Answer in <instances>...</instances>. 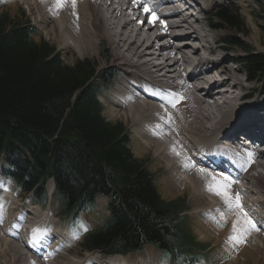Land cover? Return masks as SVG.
<instances>
[{"label":"bare ground","instance_id":"obj_1","mask_svg":"<svg viewBox=\"0 0 264 264\" xmlns=\"http://www.w3.org/2000/svg\"><path fill=\"white\" fill-rule=\"evenodd\" d=\"M200 1L210 7L219 3L218 0ZM8 5L11 10L17 5L24 6L39 32L57 41L63 50L94 56L101 41L107 43L111 65L122 77L114 85V94L111 93L109 104L113 112L108 117L110 120L119 117L131 124L137 142L133 151L135 156L153 157L154 165L165 175L161 181L165 197L189 195L193 210L190 216L200 238L214 240L213 247L225 250L232 257L235 255L233 261L236 264L245 260L264 263V151H253L254 162L247 170L242 167L243 159H237L238 172L233 178L239 183L232 185V193L240 192L246 210L261 222V231L252 233L238 250L225 243L235 214H229L223 226L218 227L219 213L226 211L223 201L207 191L205 178L196 169H185L182 157L172 151L174 146L178 151L182 148L184 154L198 166H203L197 155L210 154L215 146L221 148L212 141L214 133L215 137L236 139L237 134L247 133L251 126L255 132L261 133V128L264 129V97L258 95L252 102H243L242 83L232 81V78L236 79V72L227 67L229 60L213 54L214 50L224 51V46L218 44L217 36L210 37L206 33L212 30L208 24L205 29L193 26L199 21L196 19L198 7L194 6L178 18V15L170 14L173 12L166 7L167 0H151L150 6L155 8L156 16L167 26L165 30L159 20L149 23L142 7L133 0H76L75 10L68 0L58 11L49 10L54 6L53 0H11ZM156 42H163L164 53H156ZM205 52L208 56L202 57ZM215 57L218 58L217 65L226 70L229 78L221 79L222 76L225 78V73L218 72L217 68H205L207 64L215 63ZM181 64L189 69L185 79L181 78ZM169 75H172V81H166ZM138 86H145L142 93L136 90ZM168 93H179L183 97L175 108L162 99ZM217 99L218 103L215 102ZM248 112L253 115H247ZM226 167L230 168L229 165ZM1 190L2 187L0 196ZM51 190L50 182L47 191L51 194ZM0 204L4 205L0 213L2 264H85L76 260V254H70L74 248L65 245L69 244L68 240L59 242V229L49 219L50 214L38 215L37 211L32 213L24 206L18 208L19 204L13 203V198L3 200L0 197ZM37 225L51 229L42 245H33L30 241L31 230ZM54 241L57 243L52 245ZM29 242L30 248L26 246ZM146 247L140 254L125 257H109L95 251L94 254L99 256H93L86 264H95L99 258H105L106 264H153L156 250L151 245ZM35 248L42 253L31 250Z\"/></svg>","mask_w":264,"mask_h":264},{"label":"trees","instance_id":"obj_2","mask_svg":"<svg viewBox=\"0 0 264 264\" xmlns=\"http://www.w3.org/2000/svg\"><path fill=\"white\" fill-rule=\"evenodd\" d=\"M216 21L240 26L227 8L209 20L221 29ZM33 35L27 24L0 12V174L42 206L52 179V198L71 224L91 211L97 196L105 197L109 218L86 235L85 251L127 255L151 245L178 264H195L197 244L184 231V205L161 200L123 126L102 117L97 95L110 87L114 71L99 74L88 60L66 66L55 48ZM224 43L247 54L240 64L247 77L262 81L264 92V56L248 55L239 41Z\"/></svg>","mask_w":264,"mask_h":264},{"label":"rangeland","instance_id":"obj_3","mask_svg":"<svg viewBox=\"0 0 264 264\" xmlns=\"http://www.w3.org/2000/svg\"><path fill=\"white\" fill-rule=\"evenodd\" d=\"M231 1H230L231 3L225 2L226 4L219 5L218 7L220 6L227 7V9H229L231 13L239 17L240 20L239 29L238 30L231 29L227 25L220 24L219 21H216L217 23L222 25L221 29L219 30L212 29L206 31V33L208 32V35H210V37L217 36L216 39L219 40L218 44L221 47L224 46L223 49H226L228 53H230L227 54L230 55V57L235 56L236 58H240L245 56L246 58H248L247 54L244 51H242L240 48L232 47V46L229 47L227 44H225L224 43L225 39L239 41L242 44V46L245 48V50L248 51L249 53L248 55L264 56V29H263L264 15L262 11L264 10V0H258L259 4L255 0H237V1L231 0ZM10 2L11 0H1L2 8L0 12L6 14L10 18V20L14 22H21L22 24H27L29 27H31L32 30L34 31L33 40L36 43H40L41 41L45 42L49 44L51 47L55 48L56 52L60 55L62 63L64 65L72 66L77 61L88 60L95 67L96 71L99 74H101L102 72L112 71V69L115 70L114 66H112L110 62L111 60L110 47L107 45L105 41H101L100 46L96 50L97 54L94 56L92 55L82 56L75 54L67 49L63 50L60 48V45L57 41H54L46 34L39 32V28L33 25L32 18L28 16V12L24 8V6L17 5V8L15 10H11L8 5ZM219 2H221V0H219ZM214 10H215V6L211 8L208 12H206L208 13L207 17H209L214 12ZM203 25L205 26L204 23ZM222 32L224 34H221ZM219 37H222L223 39L220 40ZM217 51L219 50H214L213 52L215 54H220L217 53ZM229 63L230 64H228L227 67L233 70L234 72H236V79L232 78V81L235 84H239V85H241L240 82L242 83L241 85L242 94L257 95L258 92H260L261 90L262 81L259 79L258 82H256V79L251 80L249 77H247L244 71V66L242 64L239 67L238 65L231 63L230 61ZM224 71L226 72V70ZM238 80H240V82ZM117 81L118 80L114 81L111 88H108V91H106L103 94L100 93L97 95L98 100L102 106V117L106 122H108L111 125L117 124L123 126V129L125 130V134L128 136V139L130 141L129 148L132 152L133 157L135 159L144 162L147 171L153 176L154 185L161 200L165 203H176V204L184 205V208L186 209L185 210L186 212L184 213V215L186 216V217L184 216L186 218L184 224V231L188 232L187 233L188 238L193 240L194 243L197 244L195 245L196 249H194V251L192 252V254H196L197 256H199L195 264H236L233 261L235 259V255H233L232 257V255H228V253H226L225 250H220L217 247H213V245H215L214 240L211 239L204 240L203 238H200L196 234L194 220H192V217L190 216V213L193 212V210L188 200V196H189L188 194H185L183 196L180 195L173 198H167L163 195L161 181L163 180L165 175L163 174L162 170H160V167H156L154 165L152 156H139V157L135 156L133 151L134 148H136L137 142L134 138L135 136L133 134V128L131 127V124L119 117L118 119L116 118L115 120L109 119L108 114L113 112L109 104L110 96H111L110 94L113 93L114 85H116ZM236 81H238V83ZM236 88H238V86ZM0 187L3 188V190H1V196H0L1 199L6 200L8 198H13V203L19 204L18 208L24 206L29 211L32 210V213L37 211L38 213L41 214L49 210L48 214H50V216L53 215L56 216L59 213L58 210L61 209L62 207V204L60 202H54V200H52V203L46 206H41V208L39 206H36L34 211L32 206L37 204L35 203V200L28 198L27 195L21 194L18 191L12 190L14 189L13 183L1 175H0ZM108 217H109L108 200L105 197L97 196L91 211H89L86 214H82L78 222H76L73 226L69 225L68 223L69 219H67L66 221L61 220V222L58 220L55 221V223L57 228L59 229V232L60 230H62V228H65L68 225L71 232L70 234L72 236L71 242L76 239L74 237V233L79 234V239L76 240H80L81 242L83 238V234L85 232L81 230L80 222H83V224L86 225L89 230H92L100 227L101 224L104 221H106ZM67 237L70 239L69 235ZM72 251H70V254L72 255V253H74V255L76 254L77 257L85 255L83 254L85 253V250L82 248V246L79 245L77 247H74ZM154 253L156 258L153 261V264H160L161 255L158 254L156 251ZM94 257L97 258L98 256L95 255ZM0 264H2V262H0ZM170 264H173V262L170 261ZM241 264H255V262L245 260ZM256 264H264V263L262 261V262H257Z\"/></svg>","mask_w":264,"mask_h":264},{"label":"snow or ice","instance_id":"obj_4","mask_svg":"<svg viewBox=\"0 0 264 264\" xmlns=\"http://www.w3.org/2000/svg\"><path fill=\"white\" fill-rule=\"evenodd\" d=\"M43 2V0H42ZM135 4L142 7L146 16H148L149 23H156L159 18L156 16V10L154 7H151V0H133ZM68 3V0H53V8L49 9L50 11H58L65 7ZM71 7L73 10L76 8V0H71ZM75 14V12H74ZM159 23L166 30L167 26L165 25L163 20H159ZM162 99L166 100V102L173 108L176 107L177 103L183 99L179 93H168L166 97H162ZM163 107V104L161 105ZM167 115V114H165ZM164 119V116L161 117ZM170 117L168 120L170 122ZM172 151L175 155L182 157L181 163L182 166L187 170L196 169L198 173L205 178V188L207 191L212 192L216 196L220 197L225 205L226 211H220V220L216 221L218 227H222L223 223L227 221V216L229 214H235L236 219L232 222L231 233L227 240L225 241L232 249H237L239 246L246 244L248 237L252 233H258L261 231V222L257 221L248 210H246L245 206L242 203L243 197L240 192L232 193V185L239 183L238 180L234 179L227 167L225 166L224 170L218 171L215 168H208L203 166H198L197 162L193 161L191 157L184 154L183 149L181 148L179 151L174 146ZM223 153L225 155L234 154L237 157H241L240 152H236L233 149H224ZM254 153L250 150H244L242 159L243 165L242 167L247 170V168L254 162ZM4 209V205L0 204V213H2ZM215 220V218L213 217ZM80 228L83 232H87L89 229L83 222H80ZM51 229L47 226L37 225L32 228L30 241L33 245H42L46 243V238L50 236ZM74 237L79 239V234L74 233ZM51 255V253L49 254ZM160 264H170L169 258L167 254L161 259Z\"/></svg>","mask_w":264,"mask_h":264}]
</instances>
